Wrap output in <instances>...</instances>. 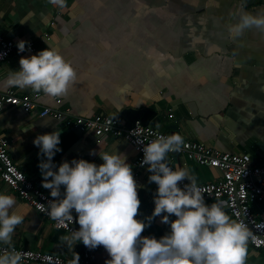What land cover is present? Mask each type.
<instances>
[{
	"label": "crops",
	"instance_id": "1",
	"mask_svg": "<svg viewBox=\"0 0 264 264\" xmlns=\"http://www.w3.org/2000/svg\"><path fill=\"white\" fill-rule=\"evenodd\" d=\"M242 12L264 14V0H66L63 7L50 0H0V32L36 46L33 53L12 54L0 61V83L11 70L19 69L20 56L56 47L77 72V82L66 94L53 97L27 87L9 88L42 105L69 107L81 116L104 113L124 120L125 108L156 109L157 129L179 132L222 151L247 152L254 163H264V30L252 27L232 36L229 27ZM125 85H130L127 91H118ZM56 128L61 130L62 149L53 157L57 166L73 158L103 163L99 150L112 152L117 147L125 153L138 184L137 218L151 214L157 186L148 181V167L135 164L137 153L126 139L106 135L100 141L81 140L76 126L39 116L37 109L28 112L8 105L0 114V134L6 137L11 156L40 187L38 163L43 157L37 155L33 139ZM167 157L174 166H187L197 183L221 175L182 153ZM42 188L50 195V189ZM0 191L13 195L17 210L26 212L11 244L64 257L72 258L73 252L82 256L81 241L69 247L61 239L69 232L21 199L1 176ZM204 199L207 204L223 201L227 212L225 198ZM168 230L157 216L141 236L159 238ZM109 258L106 249L95 255L98 264ZM245 264H264V249L248 241Z\"/></svg>",
	"mask_w": 264,
	"mask_h": 264
},
{
	"label": "clouds",
	"instance_id": "2",
	"mask_svg": "<svg viewBox=\"0 0 264 264\" xmlns=\"http://www.w3.org/2000/svg\"><path fill=\"white\" fill-rule=\"evenodd\" d=\"M50 2L63 7L66 0ZM252 27L264 30V14L240 13L229 32L236 37ZM26 43L24 39L17 40L18 52L25 51ZM19 65L0 87H27L58 97L77 82L76 70L56 47L47 46L35 54L20 56ZM129 87L125 85L118 91L125 92ZM60 132L56 128L37 134L33 144L39 147L37 155L43 157L38 163L42 187L50 189V196L56 198L47 204L48 215L68 227L74 219L73 210L77 213L79 228L61 237L69 247L78 241L90 249L102 245L110 257L105 264H245L250 237L247 225L231 218L223 201L205 203L204 190L187 166L169 165L167 154L179 151L184 144L179 132L157 134L146 144L137 140L143 144L140 163L147 165L148 181L157 186L154 208L143 219L137 218L141 201L126 154L116 147L112 152L99 150L103 161L100 164L73 158L57 166L53 157L62 150ZM185 178L189 183L181 187L178 182ZM19 207L13 195L0 191V244L9 245L0 248V264H20L23 258L21 251L11 247L14 229L26 214L19 212ZM170 214L175 218L170 219ZM157 216L169 225V230L159 238L141 236ZM69 264H79L78 253L73 252Z\"/></svg>",
	"mask_w": 264,
	"mask_h": 264
},
{
	"label": "built area",
	"instance_id": "3",
	"mask_svg": "<svg viewBox=\"0 0 264 264\" xmlns=\"http://www.w3.org/2000/svg\"><path fill=\"white\" fill-rule=\"evenodd\" d=\"M16 44L17 41L7 38L0 32V53H3V55H0V61L6 60L12 54L33 53L36 51L35 43L32 41L26 43L24 52H18ZM8 105L21 107L28 112L37 109L39 116H52L61 120L64 125L81 126L83 131L81 140L94 138L100 141L106 135L124 138L135 149L137 153L135 164L140 167H147V165H141L140 163L143 159V144L137 143V140L146 144L155 139L157 134H172V132H164L153 125H145L139 121L127 126L122 117L110 114L75 115L69 107L56 108L42 105L35 98L20 95L12 88L0 91V114ZM183 139L184 144L180 150L169 153H182L191 160L210 165L221 172L220 177L214 181L197 183L204 190V197L225 198L226 210L230 217L247 225L250 231L248 241L254 247L264 249V163H254L251 155L247 152L222 151L202 141ZM167 160L170 166L175 167L168 157ZM0 176L4 182L17 191L21 199L34 206L45 217L50 218L55 226L64 228L68 232L71 229L79 228V224L75 219L77 214L74 212V219L68 227H65L64 223L60 221L53 220L48 215L47 204L54 198L34 183L14 161L8 150L7 139L1 134ZM178 183L182 187L183 184L189 183V181L185 178ZM8 247V244H0V248ZM11 247L22 252L21 262L26 263L69 264L72 259L38 249L25 248L17 244H11ZM102 249H105L102 245H98L93 249L84 245L79 264H98L95 255Z\"/></svg>",
	"mask_w": 264,
	"mask_h": 264
},
{
	"label": "water",
	"instance_id": "4",
	"mask_svg": "<svg viewBox=\"0 0 264 264\" xmlns=\"http://www.w3.org/2000/svg\"><path fill=\"white\" fill-rule=\"evenodd\" d=\"M122 116L125 120V124L127 126L132 125L136 121H139L145 125H153L156 126L159 121L158 111L156 109H151L148 107L145 108H125L122 111ZM79 132L82 135V127L77 126ZM175 132V131H172Z\"/></svg>",
	"mask_w": 264,
	"mask_h": 264
}]
</instances>
